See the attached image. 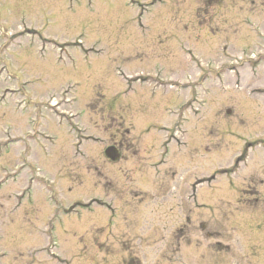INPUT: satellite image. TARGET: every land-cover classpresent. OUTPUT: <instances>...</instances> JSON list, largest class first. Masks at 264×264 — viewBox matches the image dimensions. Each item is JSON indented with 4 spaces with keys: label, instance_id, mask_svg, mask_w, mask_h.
I'll return each instance as SVG.
<instances>
[{
    "label": "rangeland",
    "instance_id": "374dc122",
    "mask_svg": "<svg viewBox=\"0 0 264 264\" xmlns=\"http://www.w3.org/2000/svg\"><path fill=\"white\" fill-rule=\"evenodd\" d=\"M123 263L264 264V0H0V264Z\"/></svg>",
    "mask_w": 264,
    "mask_h": 264
}]
</instances>
